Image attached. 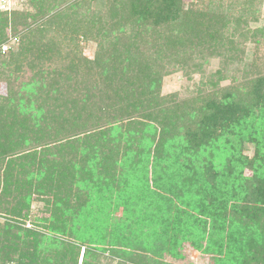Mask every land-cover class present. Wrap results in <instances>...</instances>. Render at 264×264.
<instances>
[{
    "label": "trees",
    "instance_id": "1",
    "mask_svg": "<svg viewBox=\"0 0 264 264\" xmlns=\"http://www.w3.org/2000/svg\"><path fill=\"white\" fill-rule=\"evenodd\" d=\"M28 1L32 14L0 11V46L9 23L29 40L79 4ZM221 13L182 0H114L83 23L99 46L87 70L69 63L41 72L32 67L41 53L0 54L8 94L0 99V264H163L148 255L156 241L205 255L223 242L215 264H264V72L245 73L253 60L244 56L247 35L258 46L264 24L252 29L243 13L229 30ZM216 58L223 65L207 74L205 91L162 94L168 67L200 74ZM229 63L237 75L222 86ZM23 67L35 71L13 89ZM245 121L251 154L232 145L224 164L221 138L235 131L239 139Z\"/></svg>",
    "mask_w": 264,
    "mask_h": 264
},
{
    "label": "rangeland",
    "instance_id": "2",
    "mask_svg": "<svg viewBox=\"0 0 264 264\" xmlns=\"http://www.w3.org/2000/svg\"><path fill=\"white\" fill-rule=\"evenodd\" d=\"M57 1L58 2L56 3L60 4L61 0ZM63 1L64 3H62L60 7L67 6L70 3L76 1H79V4H76V7L74 6L72 9H67L66 14H63V16L57 20V22H60V25L49 31L44 30L41 34L31 36L29 40H25L21 33L14 34L11 29V24L9 23L8 27L6 28L7 38L0 46V54L8 55L11 53V51H13L19 60L29 61L41 53L42 59L34 60L37 67H34V65L32 66L41 72H44L54 66L58 69H62L64 68L62 66H66L69 63L72 67L71 72L87 70L89 65L88 60L95 59L96 53L99 50V46L96 42L98 37L95 35V32L91 31L92 34L89 33L87 27L83 23L87 22L86 20L88 19L90 13L92 14V12L96 14H107L108 6L109 4L112 5L114 0H82V2L81 0ZM182 1L187 8H197L198 10H204L205 13H207V15L210 17H215L216 11L222 12L221 16L228 14L227 18L230 22L228 24L229 30L239 21V16L243 15V13H245V17L243 19L249 22V25L252 29L260 27V25L264 24V0H261V2L259 0H252V5L249 7V3H243V0ZM34 3V1L28 0H0V11L4 12L8 18H11L12 13H16L18 15H25V13L32 14L36 10ZM87 10L89 11L87 15L84 16L83 14H85ZM254 17L257 19L256 21H254ZM29 20L31 21V19ZM84 30L88 31V36L86 38H83L80 35ZM250 35L251 34L247 35L248 40L245 43V55H243L245 56V59L250 58L253 60V66L245 70V73H251L249 76L254 77L259 71H261V73L264 72V39L257 46L251 40ZM234 40L239 42L240 37L239 39L234 38ZM242 41L245 40L242 39ZM36 48L38 49L36 50ZM222 65L223 63L220 58L211 59L210 61L207 60L202 65L204 71L200 74L193 70L181 71L180 69H174V67L172 68V66H170L168 67L167 72L159 80L161 92L162 94L176 93L178 95V99L194 96L199 93V90L202 89V91H205L208 88L209 85L207 84V74L210 71L221 67ZM226 66L228 70V77L220 81V85L222 86L229 83L233 76L237 75L234 72L236 67L235 64L229 63ZM35 69L29 70L27 67L21 68L20 72L17 73V80H15V82L12 84L13 89H16L20 79L26 82L27 78H29V75L31 74V71H35ZM241 75L242 72L239 73V80ZM14 76L15 73L12 74V77ZM239 80L237 79L236 81L237 85L239 84ZM28 93L29 91L27 94ZM7 95V86L5 81L0 79V99L4 100ZM239 126L241 127V129H239V139H236V136H233L235 131H232L230 135L228 133L224 134L223 138H221V143H229L226 151L227 153L225 152V147L223 149L225 155L223 156L224 164L227 163L229 165L233 162L232 157H229L232 145L239 144L242 156H247L248 154L250 155L251 150L253 149V146L244 139L247 138L250 131L248 123L245 121L239 124ZM214 161L216 164L223 162L221 158L219 159L217 157L214 159ZM221 166L222 165L219 166L220 170ZM2 170L3 166L0 165V180H2ZM237 170L239 171L240 169L238 168ZM241 170H243V175L250 176L252 174L247 165L241 167ZM3 216L4 215H2L0 210V223L3 222ZM207 234L208 233H206L204 239L201 240V243L204 245V247L207 242ZM149 247L150 251L148 252V255L151 256V258L158 260V262H162L163 264H215L213 260L214 257L217 259H223L225 256L223 242L221 243V247L218 245L211 247L215 253L207 255H205L202 250H195L185 243L180 247H176V244L165 245L161 247L160 242L156 241L153 244H150ZM237 259H239V255H237Z\"/></svg>",
    "mask_w": 264,
    "mask_h": 264
}]
</instances>
